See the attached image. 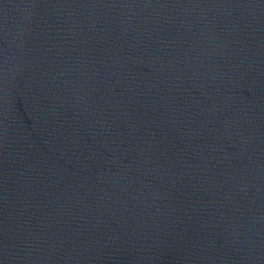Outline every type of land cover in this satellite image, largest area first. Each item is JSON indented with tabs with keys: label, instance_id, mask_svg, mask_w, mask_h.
I'll return each mask as SVG.
<instances>
[{
	"label": "water",
	"instance_id": "95a60500",
	"mask_svg": "<svg viewBox=\"0 0 264 264\" xmlns=\"http://www.w3.org/2000/svg\"><path fill=\"white\" fill-rule=\"evenodd\" d=\"M0 264H264V0H0Z\"/></svg>",
	"mask_w": 264,
	"mask_h": 264
}]
</instances>
